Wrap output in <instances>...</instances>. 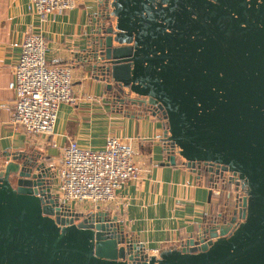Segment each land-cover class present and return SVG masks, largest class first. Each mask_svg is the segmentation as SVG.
<instances>
[{
  "label": "water",
  "instance_id": "95a60500",
  "mask_svg": "<svg viewBox=\"0 0 264 264\" xmlns=\"http://www.w3.org/2000/svg\"><path fill=\"white\" fill-rule=\"evenodd\" d=\"M91 23L84 67L161 114L166 163L208 172L224 211L149 254L117 214L60 203L41 153L7 152L0 264H264V0H101Z\"/></svg>",
  "mask_w": 264,
  "mask_h": 264
},
{
  "label": "crops",
  "instance_id": "0c3cea01",
  "mask_svg": "<svg viewBox=\"0 0 264 264\" xmlns=\"http://www.w3.org/2000/svg\"><path fill=\"white\" fill-rule=\"evenodd\" d=\"M30 1L0 0V167L7 152L35 151L54 169L71 139L97 149L105 145L108 136H116L133 145L139 176L118 191L121 202L101 209L117 214L126 231L142 242L149 254L181 246L223 210L225 195L218 189L210 194L208 172L200 175L181 163L168 165L161 114L112 100L105 83L95 79L80 61L79 53L88 45L91 22L101 0H78L76 7L54 11L44 23L29 9ZM30 31L46 36L50 63L72 64L75 69L76 101L60 105L52 134L36 137L11 123L15 91L9 85L15 77L23 37Z\"/></svg>",
  "mask_w": 264,
  "mask_h": 264
},
{
  "label": "built area",
  "instance_id": "2783aa9c",
  "mask_svg": "<svg viewBox=\"0 0 264 264\" xmlns=\"http://www.w3.org/2000/svg\"><path fill=\"white\" fill-rule=\"evenodd\" d=\"M78 0H31L29 9L41 23L56 10L76 7ZM48 43L43 32H26L10 88L15 91L11 123L29 137L52 134L62 103H74L75 69L72 64L50 63ZM54 191L59 202L72 210H97L117 204L118 191L128 180L139 176L131 143L108 136L102 148L84 147L71 139L54 167ZM156 249L153 254L159 255Z\"/></svg>",
  "mask_w": 264,
  "mask_h": 264
},
{
  "label": "flooded vegetation",
  "instance_id": "af4514ba",
  "mask_svg": "<svg viewBox=\"0 0 264 264\" xmlns=\"http://www.w3.org/2000/svg\"><path fill=\"white\" fill-rule=\"evenodd\" d=\"M229 177H230V175H229ZM229 179H231V181H232V183L229 184L230 190L231 191H236V192L239 191L240 196H243L245 194V191L242 189L243 187L241 185V181H239V179L237 178V176L232 177V178L230 177ZM236 188H238V189H236ZM223 211H224V208H223L222 212ZM215 216H213V217H215Z\"/></svg>",
  "mask_w": 264,
  "mask_h": 264
}]
</instances>
